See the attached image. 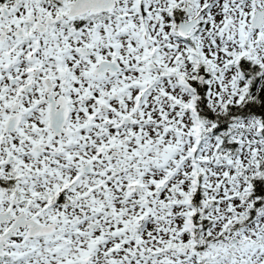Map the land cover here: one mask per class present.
<instances>
[{"label":"snow or ice","instance_id":"obj_1","mask_svg":"<svg viewBox=\"0 0 264 264\" xmlns=\"http://www.w3.org/2000/svg\"><path fill=\"white\" fill-rule=\"evenodd\" d=\"M0 264H264V0H0Z\"/></svg>","mask_w":264,"mask_h":264}]
</instances>
